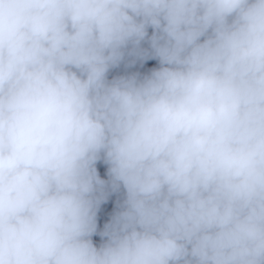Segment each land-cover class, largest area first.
Returning a JSON list of instances; mask_svg holds the SVG:
<instances>
[{"label": "clouds", "instance_id": "1", "mask_svg": "<svg viewBox=\"0 0 264 264\" xmlns=\"http://www.w3.org/2000/svg\"><path fill=\"white\" fill-rule=\"evenodd\" d=\"M0 264H264V0H0Z\"/></svg>", "mask_w": 264, "mask_h": 264}]
</instances>
